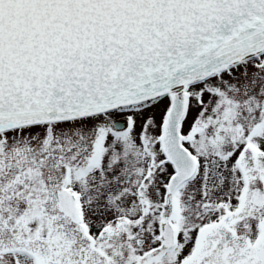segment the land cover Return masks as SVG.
Wrapping results in <instances>:
<instances>
[{"label": "snow or ice", "instance_id": "obj_1", "mask_svg": "<svg viewBox=\"0 0 264 264\" xmlns=\"http://www.w3.org/2000/svg\"><path fill=\"white\" fill-rule=\"evenodd\" d=\"M0 264H264V0H0Z\"/></svg>", "mask_w": 264, "mask_h": 264}]
</instances>
